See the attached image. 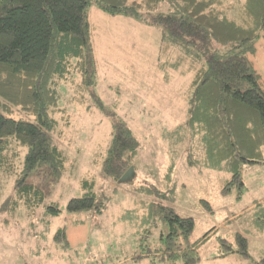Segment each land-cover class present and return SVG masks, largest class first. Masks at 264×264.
Wrapping results in <instances>:
<instances>
[{"label":"rangeland","instance_id":"1","mask_svg":"<svg viewBox=\"0 0 264 264\" xmlns=\"http://www.w3.org/2000/svg\"><path fill=\"white\" fill-rule=\"evenodd\" d=\"M165 7L162 3L158 12H166ZM88 15L93 26L95 84L92 93L83 95V104L73 85L64 88L63 111L54 113L57 125L51 133L67 157L65 171L51 187L41 179L33 182L46 192L38 207L18 202L11 209L15 177L0 169V264H160L152 256L156 249L165 248L160 235L168 233L160 205L193 218L189 241L209 232L198 249L203 260L219 255L220 238L235 248L236 233L247 236L248 256L229 253L224 260L202 264H255L264 258V227L256 230L250 217L252 211L261 216L252 210L254 205L264 207V162L242 164L244 186L221 194L231 174L190 165L188 160L198 163L201 155L190 150L186 130H177L186 117L192 72L186 57L180 61L183 55L176 43L166 40L168 49L161 52L159 28L107 14L94 4ZM254 45L249 62L264 79L261 35ZM12 109L19 117H30L19 107ZM113 117L130 128L138 143L131 160L133 173L116 182L102 172ZM14 163L19 165L17 159ZM172 167L167 179V169ZM83 180L92 181V186L83 187ZM89 188L105 206L69 212L68 200ZM201 199L210 203L212 214L199 203ZM53 204L60 209L56 216L47 212ZM59 227L65 228L66 247L53 240Z\"/></svg>","mask_w":264,"mask_h":264},{"label":"trees","instance_id":"2","mask_svg":"<svg viewBox=\"0 0 264 264\" xmlns=\"http://www.w3.org/2000/svg\"><path fill=\"white\" fill-rule=\"evenodd\" d=\"M162 3L164 13L158 12ZM92 4L107 14L159 28L161 52L168 49L166 40L176 43L183 55L180 61L186 57L192 72L186 117L177 130H186L190 150L201 155L198 163H188L228 171L231 177L221 194L233 187L241 190V165L264 162V79L249 62L255 38L261 35L264 40V0H0V169L15 177L10 208L18 202L38 207L46 192L33 182L41 179L54 185L65 171L67 157L51 137L57 125L54 113L63 111L60 97L68 84L75 87L80 104L83 95L92 93L96 74L88 15ZM13 107L30 117L15 115ZM112 119L102 172L116 182L130 167L133 173L131 160L138 143L124 122ZM172 170L167 169V179ZM87 185L91 187L92 181L83 180V187ZM139 193L143 192L139 189ZM199 203L213 213L208 201ZM101 205L104 202L89 188L70 198L66 208L80 212ZM263 208L262 204L252 207L261 215L251 212L256 230L264 227ZM158 210L168 233L160 235L165 248L156 249L152 256L160 264L199 263L198 249L209 232L189 241L193 218L178 215L170 206L160 205ZM47 212L56 216L60 209L53 204ZM53 240L66 247L65 228L59 227ZM235 245L220 238L217 256H248L247 236L236 233ZM255 264H264V258Z\"/></svg>","mask_w":264,"mask_h":264},{"label":"crops","instance_id":"3","mask_svg":"<svg viewBox=\"0 0 264 264\" xmlns=\"http://www.w3.org/2000/svg\"><path fill=\"white\" fill-rule=\"evenodd\" d=\"M226 255H228V254H226ZM226 255H224V256H213V257L206 258V259H204V260L201 258V260H200L199 263H197V264H202V262H203V263H205V262H210V260H212L213 262H214V261H217V260H224V257H225Z\"/></svg>","mask_w":264,"mask_h":264},{"label":"water","instance_id":"4","mask_svg":"<svg viewBox=\"0 0 264 264\" xmlns=\"http://www.w3.org/2000/svg\"><path fill=\"white\" fill-rule=\"evenodd\" d=\"M132 173V168L130 167L122 176L121 181L127 180Z\"/></svg>","mask_w":264,"mask_h":264}]
</instances>
